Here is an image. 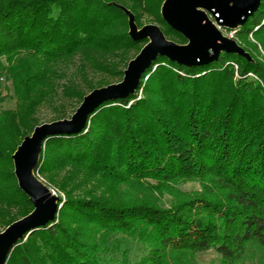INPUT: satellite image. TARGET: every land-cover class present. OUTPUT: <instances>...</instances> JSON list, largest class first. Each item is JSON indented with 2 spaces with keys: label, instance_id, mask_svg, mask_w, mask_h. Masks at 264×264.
<instances>
[{
  "label": "trees",
  "instance_id": "obj_1",
  "mask_svg": "<svg viewBox=\"0 0 264 264\" xmlns=\"http://www.w3.org/2000/svg\"><path fill=\"white\" fill-rule=\"evenodd\" d=\"M163 1L0 0V77L13 100L0 107V231L33 209L11 156L43 123L40 107L53 109L51 121L68 118L66 103L72 114L92 89L120 81L147 42L129 36L121 6L137 26L148 16L186 43L162 19ZM235 36L264 51V0ZM44 145L34 172L65 199L53 221L12 247L6 264H103L98 255L117 233L143 247L133 264H196L210 248L221 264H234L247 243L264 247V62L255 56L221 52L193 66L158 56L133 93L103 102L82 131ZM194 179L197 191L175 188ZM133 186L148 195L131 197ZM150 190L168 192L171 204L160 206Z\"/></svg>",
  "mask_w": 264,
  "mask_h": 264
},
{
  "label": "water",
  "instance_id": "obj_2",
  "mask_svg": "<svg viewBox=\"0 0 264 264\" xmlns=\"http://www.w3.org/2000/svg\"><path fill=\"white\" fill-rule=\"evenodd\" d=\"M261 0H164L160 13L164 22L181 34L186 43L178 44L165 37L157 24L137 27L133 14L128 15V34L133 40L147 39L140 51L128 61L122 79L92 89L83 96L68 118L43 122L24 136L12 154L18 187L27 195L33 209L0 231V264H6L12 247L33 230L53 221L61 206L59 197L34 174L39 155L48 137L75 134L83 130L89 115L108 100L122 99L137 88L141 75L158 56L184 66L207 64L218 59L221 52L248 53L219 28L235 30L258 7ZM210 16V17H209Z\"/></svg>",
  "mask_w": 264,
  "mask_h": 264
},
{
  "label": "rangeland",
  "instance_id": "obj_3",
  "mask_svg": "<svg viewBox=\"0 0 264 264\" xmlns=\"http://www.w3.org/2000/svg\"><path fill=\"white\" fill-rule=\"evenodd\" d=\"M142 20H143V25L148 24V23H154L160 27V25L157 22H155L153 19H151L148 16H144ZM127 25H128V21H127ZM137 27L140 28L141 26H137ZM219 29L223 35L234 39L243 49H244V45L247 46L248 50L251 51L250 53L249 51H246L244 49L249 55V58L247 59L251 60L252 56H255L257 59L264 62V51L262 50L261 46L257 44V51L252 50L250 45L249 46L246 45L242 39L240 38L238 39L235 36V30H228L225 28H219ZM128 30H129V26H128ZM165 37L169 40L176 42L175 40L171 39L169 36H165ZM249 40L255 43L254 39L251 36H249ZM178 44H184V43H178ZM143 46L144 45H142L141 48ZM140 49L136 53L133 54V57L140 51ZM233 65H234V69H237V65L236 64H233ZM249 75H251L254 78L256 77L252 73H249ZM64 81L65 79H62L60 81V84H63ZM8 86L9 84L6 83L3 78L0 77V92H1L0 107L1 108L11 106L13 103V100L10 98L11 92ZM139 94L142 95V89L139 90ZM66 111H67L66 117H69L72 112V107L67 103H66ZM53 116H54V111L47 104L40 107V109L37 112V117L41 122L51 121ZM44 147L45 145L43 146L41 152H44ZM34 174L35 176L38 177L39 180H41L43 183L47 185V187L52 192V194H55L59 197L58 205L61 204L62 206V203L65 199V192L61 190L60 188H58L57 185L55 184H47L48 182H46L45 175L40 174L38 172H34ZM86 183H82L81 188H86V187H89V185L90 186L92 185V183L90 182H86ZM149 183L153 184L154 181L150 180ZM200 186H201V183L197 179L185 180V181H181L175 184V188L181 192L197 191L200 189ZM147 189L148 188L144 186L143 187L133 186L128 189V192L131 197L137 196L141 198V197H145L148 195ZM150 191H151L150 192L151 196L154 197V199L158 202L160 206L168 207L171 204L172 198L168 192L155 191V190H150ZM143 253H144V249L141 246V244L138 242L135 236H129L127 234L117 233L109 238L108 243L106 244L105 250L102 251L98 255V257L103 264H133L143 255ZM195 263L196 264H221V259H220L219 254L214 249L210 248L208 250L198 252L195 257ZM234 264H264V247L258 246L255 242L247 243L245 245V248H244V251L241 257Z\"/></svg>",
  "mask_w": 264,
  "mask_h": 264
}]
</instances>
